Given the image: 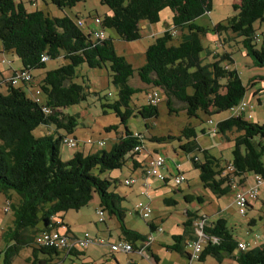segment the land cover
<instances>
[{"label":"trees","instance_id":"obj_1","mask_svg":"<svg viewBox=\"0 0 264 264\" xmlns=\"http://www.w3.org/2000/svg\"><path fill=\"white\" fill-rule=\"evenodd\" d=\"M34 1L0 0L2 53L16 55L21 63L20 69L30 72L45 67L46 61L40 59L42 54L48 55V60L62 55L64 62L45 70L38 82L37 87L43 97L41 103L30 98L24 85H0V89H4L0 90V192L7 194L13 191L19 198L13 206L10 203V211L14 215L12 226L2 234L6 244L2 264H12V258L24 247L31 248V256L27 259L32 264L50 263V260H39L36 254L41 252L51 255L57 249L38 246L35 235L47 230L53 218L60 219L61 225L66 227L59 213L80 209L88 204L94 194L98 198V207L118 222L120 238L130 242L134 249L138 248L148 233L142 234L124 225L126 210L121 205L123 197L109 190V176L101 177L105 172L120 169L127 158L132 168L141 167L137 156L141 151H133L136 145H144L145 153L142 152L141 161L146 162L152 154V149L145 148L144 135L129 130L124 124L132 111L128 106L131 97L140 91L146 95L149 90L131 86L130 77L135 74L147 88H160L169 112L177 111L172 106V99L183 103L188 116H197L198 111L211 114L230 109L247 94L248 88L242 83L236 69L224 67L226 62L223 61L232 62L230 55L207 50L202 36L208 29L193 22L196 17L210 11L211 0H99L109 9L108 13L97 15L101 18V27L114 29L123 41L141 37V21L157 23L162 9L169 8L172 12V26L147 45L144 63L138 67H133L123 55L115 51L111 37L96 40L78 27L75 21L82 17L73 18L66 13L50 16L37 7L28 9L25 2L34 5ZM49 1L57 8L64 9L80 0ZM233 8L236 12L224 23L215 24L211 30L222 43L227 34L240 37L253 64L264 66V31L257 33L255 27V22L264 21V0H238ZM175 29L181 38L177 43H172V31ZM222 33L225 37L221 36ZM258 37L261 38L260 44L256 41ZM202 54L206 60L210 59L203 60ZM79 64L92 68L108 66L111 82L117 89V99L102 106L115 112L120 123L124 124V131L117 133L109 150L88 153L76 151L69 159L62 161L59 155L62 137L73 133L77 124L75 115L64 113L62 109L85 97L82 86L72 80ZM43 105L50 109L48 113L42 111ZM121 107L127 108V111H122ZM136 112L144 119L155 117L157 105L146 101L136 108ZM38 125H52L57 136L51 133L35 136L33 130ZM59 129L65 134L59 133ZM105 129H117V125ZM233 130L237 131V135L234 137L232 157L228 161L234 168L232 174L239 181L245 180L249 173L258 174L264 179V162L261 159L264 154V122L257 123L242 116L230 115L216 123V132L222 135ZM165 138L154 135L148 137L153 143H162ZM177 139H185L179 148L188 154L193 167L199 170L202 188L215 197L228 194L231 184L228 173H223L225 166L218 157L201 148L194 128L184 126ZM194 150H198L201 156H191ZM167 180L166 176L164 182ZM196 199L202 201V196ZM164 202L167 205L177 203L171 198H164ZM187 214L195 215L194 212ZM201 219H205L202 230L208 241L200 253L199 261L212 256L218 261L232 257L237 264H264V244L245 251L238 250V241L224 218L209 221L201 216ZM192 221L191 218L185 221L182 235L172 236L173 242L167 246L168 249L187 256L183 238L193 229ZM113 253L124 252H111V255ZM146 253L154 262L148 246Z\"/></svg>","mask_w":264,"mask_h":264},{"label":"rangeland","instance_id":"obj_2","mask_svg":"<svg viewBox=\"0 0 264 264\" xmlns=\"http://www.w3.org/2000/svg\"><path fill=\"white\" fill-rule=\"evenodd\" d=\"M26 1V0H23ZM237 2V0H211V8L210 11L203 13L202 15L196 17L193 22L197 25L207 28V32L204 36H202V42L206 46V49L213 53L221 54L222 52L228 53L232 59V62L223 61L228 63L230 68H235L242 83L245 85L247 90V95L251 96L254 99V95H251L252 90H257V97L264 98V66H256L253 64L252 58L250 55L246 54L241 42L240 37L233 36L231 34H227L226 40H221L216 36V34L211 30V28L217 23H224L228 17L232 16L236 11L233 8V4ZM25 5L28 9L33 7H37L39 9L44 10L50 16H62L63 14H67L70 17L80 16L85 19V23L88 26H91L90 18L96 15L102 16L103 13H107L109 9L107 6L100 4L99 0H80L76 2L71 7H66L64 9L57 8L54 4H52L49 0H35L34 5H31L25 2ZM171 15L172 12L169 8H164L160 11L159 16L160 20L157 23H153L154 28H157L158 35L162 33V31L167 27H171ZM255 27H257V33L260 31H264V21L255 22ZM104 32L107 36L113 39V44L115 47V51L119 55H123L124 58L133 65V67H138L144 63V50L148 44L152 42V38L149 35H142L139 39L133 41H123L118 38L116 32L112 28H105ZM223 37L225 34L222 33ZM181 35L179 31L176 29L175 34L173 36L172 43H177ZM257 44H260L261 38H257ZM0 43V54L2 53ZM10 60H12V65L14 67H18L21 65L19 59L16 55L10 54L9 52L6 54ZM203 60L206 57L202 54ZM64 61L62 59V55L49 59L45 62L44 68H38L32 70L33 78L28 84V86L36 85L43 77L45 70L57 67L62 64ZM1 65V64H0ZM110 71L107 65H102L101 67H88L85 64H79L76 67V75L72 78L73 82L80 84L83 88V93L85 97L81 99L78 103L69 105L62 109L64 113L73 114L76 117V127L73 133L68 134L74 136L78 141L76 147H70L60 142L59 146V155L62 161L69 159L72 154L76 151H82L83 153L95 152L100 149L109 150L114 141L117 138L118 132L124 131L125 126L136 133L143 134L145 137V148L148 150L158 149L161 150L166 156V164L170 165V162L174 158L180 160L179 171L185 178V182L181 183L178 188L181 191H187V186H190L191 192L196 191L195 189L198 187L199 178V170L195 169L188 159V154L185 151L179 148V144L183 143L185 139L178 141L177 137L180 135L181 129L184 126L188 125L194 128L196 132V140L201 148L207 149L208 152L218 157L221 160V164L225 166L228 164V161L232 157V149L234 147V137L237 135V131H227L225 135H222L218 132L209 133V129L211 125L208 124V120H212V126H214L217 121L224 119L231 115V110L227 109L224 111H219L215 113H205L203 111H198L197 116H188L183 107V103L177 101L176 99H172V106L176 112H169L168 107L165 102L164 94H162L161 101L157 104V115L151 118H142L136 112V108L146 103L145 93L140 91L134 94L129 101V108L132 109L130 114L128 115L125 123H120V118L115 114V112L108 108L103 107L102 104L112 103L117 99V89L114 84L111 82ZM256 80L252 84V80ZM129 84L131 86H144L141 82L138 81L136 75L130 77ZM144 90L150 89L146 86ZM2 90V89H0ZM41 101L43 100L42 95L39 96ZM105 110V113L103 112ZM122 111H127V108L121 107ZM248 113L251 114V119L257 123L264 122V104H259L257 100H254V109L249 110L246 109ZM110 125H117V129L106 130L105 128ZM203 130V131H202ZM59 133H64L65 131L59 129ZM51 133L54 136H57L55 133L53 126L47 125H38L34 130L33 134L35 136H42L45 134ZM67 135V134H66ZM154 135L156 137L164 136L165 141L162 143H153L149 141L148 137ZM90 139L92 143H84L85 140ZM99 142L102 145H99ZM176 152V156L173 152ZM143 153L145 150L141 151L137 156L141 160L143 158ZM191 156L196 155L198 157L201 156V153L198 150H194L191 153ZM264 162V154L261 157ZM182 164V165H181ZM144 167V166H143ZM170 167V166H169ZM170 173L163 168L161 171L168 175L169 178H172L176 170L172 167L169 168ZM141 167L132 168V164L129 158H127L125 164L120 169H115L112 171L105 172L101 175V177L110 178L109 190L114 191L123 197L121 201V205L125 208L126 213L123 218V223L128 228H134L137 230H144L147 227V223L151 218H154L156 214L162 213L160 205L165 209V205L161 202L162 195L154 196L155 199L152 200L150 197V205L153 208L152 213L149 219H143L140 215L134 212L135 205L138 202H146L147 198L144 194L141 193V190L136 187L138 180L143 181ZM223 173H226L224 170ZM126 177H134L136 178L135 183L131 185L123 184V180ZM248 182H252L253 174L249 173L247 175ZM113 179V181H112ZM152 178L149 179V182ZM247 179V178H246ZM264 184V180L262 182ZM152 185V184H151ZM172 186V184H170ZM176 189L177 187H172ZM200 194L204 195V203L201 205L203 209L209 213V218L212 220H216L218 215H222L225 219H227V227L233 234L235 238L244 239L249 246L253 245L254 241H259L264 238V213H261L262 216L260 219L256 216L257 222L255 225H251L247 223V219L245 216L240 215L237 212L236 207L230 205V197L226 193L222 195L219 199L213 197V195L207 191L206 189L200 187ZM169 189V187H168ZM177 191L171 192L174 194L173 196L178 199L177 205H166L169 208V211L163 212L161 214L163 219L162 221L159 218H155V221L158 220L159 224L164 227L165 232H153L154 237H158L160 241L156 243H161V239H165L167 241L172 240L171 236H168V232L177 233L178 231L181 233L182 230H179L177 225L180 224V219L183 217L181 214L183 204H189L185 202L182 197L177 196ZM260 199H264V192L262 188H260L259 192ZM93 199L88 202L87 205L81 207L80 212L75 214V210H68L69 214L66 215V218L72 222L76 223V227L81 229L82 233H90V237H93L96 232L95 225L98 228H104L105 223L101 221H97L98 215L96 213V209H98L97 204V195L94 194ZM0 199H4V194L0 192ZM157 200L159 204L156 203ZM255 206L259 207L261 202L258 199L254 200ZM252 201V202H254ZM2 200L0 201V231L4 229L7 230V226H12L13 213L12 211L4 212L2 206ZM200 206V205H199ZM167 208V207H166ZM221 209V212H219ZM158 211V212H157ZM216 213V214H215ZM249 215L255 214L254 212H248ZM63 214H59L61 217ZM103 215L106 219H108V214L103 211ZM64 219V218H63ZM114 220V219H112ZM115 221V220H114ZM114 221L110 222V227L112 228L113 236L114 233L120 230ZM181 229V227H180ZM3 231V232H4ZM107 237V236H106ZM103 239V244L94 245L96 247V253H100V264H107L106 260L113 261L116 264V260H118L119 264H166L169 253H164L162 250L160 252L162 261L159 263H154L148 261L144 258H139L134 255V252L131 253H115L111 255L109 253V247L106 244V238ZM173 242V240H172ZM186 251H189L186 247H184ZM3 252L0 253V264H2ZM95 253V254H96ZM38 257H46V254L38 252ZM103 254V255H102ZM31 256V248L24 247L22 248L17 255L12 258V264H32L30 260L27 258ZM82 255L71 256L62 264H95L94 262H89L87 260L82 259ZM195 263L198 264H236V262L230 258H226L223 261H218L216 258L212 256L205 257L204 261H197ZM194 264V263H193Z\"/></svg>","mask_w":264,"mask_h":264},{"label":"built area","instance_id":"obj_3","mask_svg":"<svg viewBox=\"0 0 264 264\" xmlns=\"http://www.w3.org/2000/svg\"><path fill=\"white\" fill-rule=\"evenodd\" d=\"M35 2V1H34ZM91 26H88L85 23L84 18L76 19L75 24L78 27H81L84 29L85 33L89 36H92L93 39L96 40H103L106 38V34L104 32V29L101 27V18L99 16H93L90 18ZM175 34V30L172 31V34ZM42 61L48 60V55L42 54L41 58ZM0 64H10V60L5 55V53L0 54ZM225 68H229V65L227 63L224 64ZM32 80V73L29 70H21L14 72L12 76L8 78H1L0 79V85H4L6 83H10L12 85H24L27 89L30 98H32L34 101L41 103V99L39 96L41 95L40 89L33 85L28 86ZM257 93V92H256ZM254 95V99L250 97L248 99L247 95L245 94L242 99L234 106L230 108L231 115L232 116H242L246 119H251V114L246 111V109L253 110L254 109V100L256 99L259 104H264V98L257 97V95ZM162 90L158 87H151L148 92L145 95L146 101L149 104L157 105L161 99H162ZM42 111L45 113H48L50 109L43 105ZM212 120H208V124L211 125L210 129L208 130L209 133H215L216 132V124L212 126ZM62 142L70 147H76L78 144V141L75 139L74 136L71 135H64L62 137ZM84 143H92L90 139H87L84 141ZM99 145H102L101 142H99ZM144 149V145H136L133 149V151H142ZM165 163V155L162 153H156L154 155H149L146 159V162L144 164V167L142 169V176L143 181L141 183L142 190L141 193L144 194L147 198L146 202H138L135 205L134 212L140 215L143 219H149L152 213V207L150 205V197L148 195V188L150 186L149 179L155 178L161 182H164L166 179V175L161 171ZM226 173L229 175V183L232 187V201L235 205L237 212L245 216L247 212L248 205L257 199L258 192H259V186L263 182V178L258 174H253L252 182H248L245 180L239 181L240 179L232 174L234 171V168L231 163H228L226 165L225 169ZM136 178L134 177H126L123 180V184L125 185H131L135 183ZM172 181L174 186H179L181 183L185 182V178L181 173H177L172 177ZM262 210L264 212V203L262 205ZM3 211L9 212L10 211V202L8 200L5 201L3 205ZM98 215V220L103 221L104 215L101 208H98L96 211ZM205 219H198L195 220L193 223V236L189 238L185 245L188 247L189 251L187 253V264H193L194 262L199 261L200 253L204 247V245L207 243L208 238L203 233V224ZM60 226H56L59 225ZM54 225V226H52ZM65 228L63 225H61L60 219H51L50 225L47 230L41 231L35 235V242L38 246L43 247H51L55 248L57 250H62L66 254L71 253L73 250H83L90 244H103V239L101 238H94L90 237L89 233L85 232L80 237L78 236H71L67 233H64L60 231L59 228ZM66 231V230H65ZM154 231L162 232L161 226H156ZM149 231L147 234L146 239L139 244L138 248L134 249V246L126 241L119 239L114 242H107L106 244L109 247V250L111 252H124L129 253L132 251H137L138 254L144 256L146 259L151 261V258L148 253H146L147 246L153 241V232ZM215 241V239L213 238ZM264 242V238L262 239ZM248 248H250L249 244L246 242L238 241L237 249L241 251H245ZM47 264H55V263H47ZM138 264V263H136Z\"/></svg>","mask_w":264,"mask_h":264},{"label":"crops","instance_id":"obj_4","mask_svg":"<svg viewBox=\"0 0 264 264\" xmlns=\"http://www.w3.org/2000/svg\"><path fill=\"white\" fill-rule=\"evenodd\" d=\"M237 2H238V0H237ZM237 2H235V3H237ZM139 28H140V34H141V36L147 34V35H149L152 38V41L159 34L158 31H157V28L156 27L154 28V26L152 24L148 23L147 21H141L139 23ZM167 28L168 27L166 25V28L165 29H167ZM6 54L7 53H5V55ZM8 59H9V57H8ZM11 63H12V60H10V64H1L0 65V79L1 78H8V77L12 76V74L14 72L18 71L21 68V65L18 66V67H14ZM256 81H257V79L254 80V82H256ZM138 87L144 88L145 85L144 86L138 85ZM2 90H4V89H2ZM256 92H257V90L255 89V90H252L250 94L253 95ZM247 97H248V99H250L251 96L250 95L249 96L247 95ZM151 151H152V155H154L156 153H162V154H164L161 150H158V149H152ZM173 152H174V154L176 156V152L174 150H173ZM166 160H167V156L165 155L164 169L167 170L168 173H170V171H171L169 169L170 167H172L173 169L176 170V173H174V175H176L177 173H181V171H179V168H180L179 165H180V162H181L180 160H177L176 158H174L172 160V162H170V165H169L170 167L168 166V164H166ZM139 161L141 162L140 163L141 164V170L140 171H142L145 162L141 161L140 159H139ZM247 175L248 174H246V178H247L246 181H248ZM166 176H167L168 180L165 181V182H161V181H159V180H157L155 178H152L151 181H150V186L148 188V195L150 197H152V200L151 201H153V199H155L154 196H156V195H162V196H160L161 197V202H162V204L165 205L164 206L165 209H163V206L160 205L159 207L161 208V212L162 213H159V214L154 215L155 217L154 218H151L148 221L149 224H147V227H145L144 230L140 231V230H137V229H134V228H131V229H133V230H135L137 232H140L142 234H147L150 230L154 229L156 226H161L162 227V233H164L165 232L164 227L161 224H159V221L158 220L155 221V218H159V220L162 221L163 217H162L161 214H164L163 212H165V211L170 212L169 209H168L169 207L166 206L167 204L164 202V198L174 199L178 203V199L173 196L174 194H171V192H173L175 190L177 191L176 192L177 193V196L182 197L183 200L185 202H188L189 204H186V203L183 204L182 212H181V214L183 215V217L180 219V224L181 225L178 224L177 227H176L179 230H182V232L180 233L178 231L177 233H174V232H171L170 231V232H168V236L170 235L171 238H172L173 235H182L184 233V231H185L184 230V223H185V221L187 219H190L191 218L193 220L192 221V226H193V223L195 222V220H198L199 218H201V216L202 217H206L207 220H209V221H212V219L209 218V215H208L209 213L206 211V209H203V206H201L204 203V195L202 193L200 194V191L199 190L201 189L200 187H202L200 183H198V187L195 189L196 191H194V192L189 191L190 190V186H187V189H188L187 191H181V189H180L181 187L178 188V186H174L173 181H172V178H169L168 175H166ZM136 183H137V186L136 187L138 188V190L139 189L141 190V186H142L141 183H142V181L141 180H138V182H136ZM170 184H172V186ZM168 187H169V189H168ZM172 187H177V188L174 189ZM260 188H262V190L264 192V184L263 183L260 184V186H259V192H260ZM259 192H258L257 199L259 198V200L261 202V205L259 207L258 206L256 207L255 204H254L255 201L254 202H251L248 205L247 212H246V215H245V218L247 219V223L248 224H251V225H255L256 224V222H257L256 216L258 217V219H260L262 217L260 214L261 213H264L263 210H262V205L264 203V199H260ZM232 193L233 192H232V187H231V191L228 193V195H229L230 200H231L230 201V205L235 207V205L233 204V201H232ZM197 196H202V201L197 200L196 199ZM213 197H215V196H213ZM215 198H218L219 199L220 197H215ZM18 199H19L18 196L13 191H9L7 194H4V199H0V201L2 200V202H3L2 203V206L4 205V203H5L6 200H8L11 203V206H13L14 205V202H17ZM96 201H97V204H98V198H97ZM155 201H156V203L158 202L157 200H155ZM177 203H176V205H177ZM157 204H159V202ZM80 210L81 209L75 210L76 212H74V213L75 214H78L80 212ZM96 211H97V209H96ZM250 211L254 212L255 214L249 215L248 212H250ZM187 212H194L195 215L194 216L193 215L192 216L191 215H188ZM219 212H221V209H220ZM59 214H63L61 216V219L64 222V224H66V227L64 229H63V227L62 228H59L60 231H62L64 233H67L68 235L78 236V237H80L83 234L81 232V229H78L76 227L77 225H76L75 222H72V221H70V220H68L66 218V215L69 214L68 211L61 212ZM218 217L224 218L222 215H218ZM112 219H114L116 221V219L114 217H112V216H108V219H106L104 217V220L101 221V222L105 223V227L104 228H98L95 225L96 232L94 233L93 237L94 238L95 237L96 238H106V240H107L106 242H114V241H117V240L121 239L120 238V235H121L120 234V230H118V232L114 233V236H113L112 228L110 227V222L111 221H114ZM225 220H226V223H227V219H225ZM97 221H99V220L97 219ZM115 224L119 228V225H118V222L117 221L115 222ZM150 225H151V227H150ZM8 227L9 226H7V228ZM180 227H181V229H180ZM3 231H4V229L0 231V253L3 252L5 250V248H6V244L3 241V239H2ZM189 231L190 232H188L187 235H185L184 238H183V240H184L183 241V245L187 249H188V247L185 245V242L189 238H191L193 236V229L191 228ZM159 235L161 236V234H158V237H154L153 238V241L148 245L149 252L153 256V257L152 256L151 257L154 260V263H158V262L160 263L162 261L160 252L163 250L164 253H169L168 254V259L169 260L167 261L166 264H187L188 263L187 256L180 255L176 251L170 250V249L167 248L168 245H171L172 244V240L167 241L165 239L164 240L161 239V243H159V244L156 243V242L160 241ZM236 240L237 241H241V242H246L244 239H241V238H238V239L236 238ZM261 244H264L263 240L254 241L253 242V245L250 246V248L251 247H255V246H259ZM94 245H99V244H90L86 248H84L83 250H73L69 254H66L62 250H57L56 253H53L51 255H47L46 254V257L45 258L44 257L39 258L38 257V254H36V256H37V258L39 260L44 261V262H48V260H50L49 261L50 263L52 262V263H55V264H62L64 261H66L71 256L82 255L83 256L82 257L83 260H87L89 262H94V263H100L101 262L100 261L101 260L100 259L101 255H100L99 252L98 253L95 252L97 250L96 247L98 248V246H94ZM186 252L188 253V251H186ZM109 253H111V252L109 251ZM114 254L115 253H113V256H115ZM126 254H128V253H126ZM134 255H136L137 257L141 258V256L137 252H134ZM227 258H230V257H227ZM225 259L226 258L224 257L223 260H225ZM118 262L119 261L116 260V264H119ZM106 263L107 264H114L113 261H108V260H106ZM194 264H198V263H195L194 262ZM236 264H237V262H236Z\"/></svg>","mask_w":264,"mask_h":264}]
</instances>
